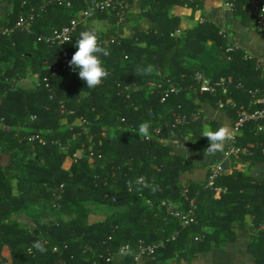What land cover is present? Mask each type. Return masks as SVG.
I'll return each mask as SVG.
<instances>
[{
	"label": "trees",
	"instance_id": "obj_1",
	"mask_svg": "<svg viewBox=\"0 0 264 264\" xmlns=\"http://www.w3.org/2000/svg\"><path fill=\"white\" fill-rule=\"evenodd\" d=\"M0 1L9 5L0 25L13 28L9 34L0 31V149L8 156L6 169L0 162V264H134L139 247L152 244L146 256L190 264L200 251L233 240L231 224L247 211L254 215L253 224H260L264 181L223 172L214 182L225 188L217 197L207 181L185 186L181 174L197 164L168 143L207 148L203 132L220 124L203 117L202 104L226 110L234 122L237 111L248 106L249 91L264 83L254 57L241 49L226 52L223 32L209 19L175 33L181 18L173 6H188L193 18L200 0H125L122 19L113 9L87 16L84 0ZM233 1L241 20L252 23L247 0ZM132 7L140 11L136 23ZM19 17L26 28L14 27ZM73 19L75 28L65 44L41 40ZM94 20L105 28L97 29ZM142 20L149 25L143 27ZM90 28L110 51L101 57L110 75L91 89L70 64L53 72L58 53L66 48L73 56L80 33ZM208 41L228 56L211 72L205 62ZM26 70L38 75L37 87L23 89L7 81ZM197 70L216 82L224 78L226 92L220 84L215 93L200 92ZM79 118L84 122H75ZM145 121L151 123L147 138L138 131ZM254 125L246 123L237 143L251 151L244 156L249 161L264 160V133L254 131ZM140 178L150 187L137 184ZM42 200L51 204L50 220L35 208ZM168 200L181 204L169 208ZM88 202L105 206L104 217L90 221ZM248 203L253 208L247 209ZM187 209L196 222L182 225L173 211ZM20 211L33 222L31 229L10 219ZM37 240L47 251L32 247ZM124 245L129 249L117 257ZM254 254L257 264H264V229Z\"/></svg>",
	"mask_w": 264,
	"mask_h": 264
},
{
	"label": "crops",
	"instance_id": "obj_2",
	"mask_svg": "<svg viewBox=\"0 0 264 264\" xmlns=\"http://www.w3.org/2000/svg\"><path fill=\"white\" fill-rule=\"evenodd\" d=\"M200 2L201 7L194 12L193 18H190L191 9L188 6L183 4L173 6L172 12L179 15L181 18L179 29L175 33L190 28L195 22L202 21L204 18L209 19L219 27L221 32H223L226 43L235 41L240 45L242 51L250 53L254 59L264 61V30L258 31L254 28L252 23H244L241 20L240 14H237L233 8H228L225 5V0H200ZM8 7V3L0 1V14L8 9ZM132 11L135 13L134 17L132 16V21L136 23L138 22L137 17L140 11L136 7H132ZM141 22L143 27L149 25L148 20H142ZM207 44H211V41H208ZM205 55H209L207 50H205ZM2 65L3 62H0V66ZM7 81L14 87L23 89H32L39 84L38 75L30 70H26L24 74L19 77L7 79ZM200 111L204 118L217 121L220 127L226 124L231 130L233 119L226 110L213 107L208 102H205L202 104ZM253 130L255 131V128H253ZM243 132L244 128L239 132L238 137L241 136ZM253 141L254 140L251 139L248 145L251 146ZM168 143L173 147L175 152L197 164V167L193 170L181 174L180 178L185 186L190 182L196 184L204 183L207 180L208 169L216 163H221L223 165L224 173L239 171L243 172L248 177L264 181V160L249 161L244 157L247 156V154L224 157L223 152L205 157L204 152L206 148L185 145L179 141H168ZM224 190L225 188L218 186V189L215 190L216 193L214 197H217L218 193ZM180 204V201H167L169 208H178ZM246 207L247 209L253 208L250 203H248ZM222 212H224L223 207L219 209V213ZM253 219L254 215L252 212L247 211L244 213L241 219L231 224V228L236 235L233 240H228L227 242L214 245L212 248L200 251L190 264H257L254 247L256 246L263 228L260 227V224L254 225ZM206 229L211 230V227H206ZM122 254L123 253L119 252L117 257H122ZM134 264L187 263L184 261L177 262L174 259L168 261L156 260L143 255L139 257Z\"/></svg>",
	"mask_w": 264,
	"mask_h": 264
},
{
	"label": "built area",
	"instance_id": "obj_3",
	"mask_svg": "<svg viewBox=\"0 0 264 264\" xmlns=\"http://www.w3.org/2000/svg\"><path fill=\"white\" fill-rule=\"evenodd\" d=\"M84 14L87 16H91L95 13H101L109 9L117 10L120 19L124 17L125 9L127 8L128 3L125 0H84ZM225 5L228 8H233L234 1L233 0H225ZM247 12L252 20V25L258 31L264 30V0H247L246 6ZM76 21L73 19L70 21L69 25H65L61 28L52 29L51 33L47 35L41 36V40H44L47 43L57 42L58 44H65L70 40L71 33L75 28ZM14 27L24 29L27 27L25 19L23 17H19L16 21ZM13 28L2 27L0 25L1 33L9 34ZM225 36V35H224ZM39 38V39H40ZM242 48L235 41L227 42V46L225 51L232 52ZM245 52V51H244ZM245 55L248 57H253L250 53L245 52ZM72 59L71 52L63 48L57 55L54 65L53 72L59 66L66 67L70 64ZM256 66L259 67L264 72V61L260 59H255ZM195 77L199 80V90L200 92H210L215 93L218 89V84L222 85L221 93L226 92V86L224 84L225 79L220 78L218 82L211 80L208 76L203 74L200 70H197L195 73ZM46 80V78H44ZM229 81V80H228ZM45 85H48L47 82ZM160 85V84H158ZM239 88H242V83H238L236 85ZM174 88H170V91H173ZM250 92V100L248 102L247 108H243L237 111L236 119L232 124L231 132L233 134V139L227 141V145L225 147V151L223 152L224 157H232L238 154H251V151L239 145L237 143V137L239 132L244 128L246 123L253 122L255 123L254 128L255 131H261L264 133V83L260 87H256ZM164 96L162 97V100ZM233 103L232 100H230ZM219 106H222V102H218ZM62 107V106H61ZM80 123L84 122V119L79 118ZM219 128V127H218ZM217 128V129H218ZM264 150V149H263ZM224 172V167L221 163H216L215 165L210 167L209 174L207 177V185L214 190L218 189V186H215V179ZM62 188V185L59 186ZM174 217L178 219L180 224L188 225L196 222L195 215L191 209L187 210H175L173 211ZM260 227L264 229V217L261 219ZM156 244L140 246L138 252L134 255V262H136L139 257L143 255H148L152 252L153 248ZM129 249V245H124L121 247L120 252L124 253Z\"/></svg>",
	"mask_w": 264,
	"mask_h": 264
},
{
	"label": "clouds",
	"instance_id": "obj_4",
	"mask_svg": "<svg viewBox=\"0 0 264 264\" xmlns=\"http://www.w3.org/2000/svg\"><path fill=\"white\" fill-rule=\"evenodd\" d=\"M76 47L77 51L72 56L70 65L79 70V78L86 82L87 88H95L110 75L101 59V57L109 56L110 51L102 46L100 34L94 28L86 29L80 33L79 39L76 41ZM142 71L144 73L150 72L151 66ZM150 128L151 123L149 121L142 122L138 129L139 134L146 138L149 137ZM203 137H206L209 142V146L204 152L205 157L215 155L218 152H224L226 141L234 138L230 128L226 124L216 130H205ZM137 184L142 185L143 188L150 187L145 178L138 179ZM155 190V188H152L153 192ZM137 191H141V189L138 188ZM32 247L41 253L47 251L45 243L39 240L35 241Z\"/></svg>",
	"mask_w": 264,
	"mask_h": 264
},
{
	"label": "rangeland",
	"instance_id": "obj_5",
	"mask_svg": "<svg viewBox=\"0 0 264 264\" xmlns=\"http://www.w3.org/2000/svg\"><path fill=\"white\" fill-rule=\"evenodd\" d=\"M94 26L97 29H103V27L105 28V26L103 25V23L101 22H97L96 20L93 21ZM207 53H209L208 57L205 58V62H206V66L211 68L209 71L211 72L212 69H217V67H220L222 65H224L223 61L224 59L228 60V56L224 55V54H220L218 51V48L216 46H214L212 43L208 45L207 47ZM46 67V65H45ZM210 74V73H209ZM39 80V77H38ZM12 82V79H11ZM75 122L80 123L79 119H75ZM8 160V156L7 153L3 152L0 149V162L3 164V167L6 169V163ZM87 205H89L90 209H91V213H89L90 216V221L92 220H97L100 218L104 217V213H106V208L105 206H99L98 204H93L92 202H88ZM42 206V207H41ZM41 210L40 212H42V217L43 220H50L52 219V211H51V204L49 203V201L46 200H42V205L41 204H36L35 208H38ZM86 206L85 204L82 205V209H85ZM79 209V208H78ZM87 209V208H86ZM75 210V209H74ZM76 211V210H75ZM64 219H67V215H63ZM10 219L15 220L20 226L26 228V229H31L34 224L31 221V219L26 215L25 212H17V213H12L10 215ZM3 254L9 258V253H8V249L5 247L3 249Z\"/></svg>",
	"mask_w": 264,
	"mask_h": 264
},
{
	"label": "water",
	"instance_id": "obj_6",
	"mask_svg": "<svg viewBox=\"0 0 264 264\" xmlns=\"http://www.w3.org/2000/svg\"><path fill=\"white\" fill-rule=\"evenodd\" d=\"M135 136H138L137 134H135Z\"/></svg>",
	"mask_w": 264,
	"mask_h": 264
}]
</instances>
